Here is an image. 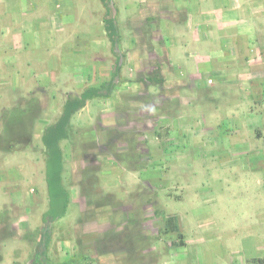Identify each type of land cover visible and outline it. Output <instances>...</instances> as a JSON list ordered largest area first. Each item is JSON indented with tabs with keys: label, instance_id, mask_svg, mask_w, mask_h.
Masks as SVG:
<instances>
[{
	"label": "rangeland",
	"instance_id": "rangeland-1",
	"mask_svg": "<svg viewBox=\"0 0 264 264\" xmlns=\"http://www.w3.org/2000/svg\"><path fill=\"white\" fill-rule=\"evenodd\" d=\"M28 1L47 3L53 36L9 63L18 82L0 77V264H264V172L226 150L202 153L209 143L182 124L193 109L176 117L169 91L142 81L157 62L160 2ZM117 64L111 96L72 116L58 181L44 130L68 98L113 80ZM162 110L173 127L156 124ZM168 216L183 246L163 233Z\"/></svg>",
	"mask_w": 264,
	"mask_h": 264
},
{
	"label": "crops",
	"instance_id": "crops-1",
	"mask_svg": "<svg viewBox=\"0 0 264 264\" xmlns=\"http://www.w3.org/2000/svg\"><path fill=\"white\" fill-rule=\"evenodd\" d=\"M158 1L156 65H161L165 82L152 87L169 91L166 98L175 103L176 117L185 105L193 109L182 124L191 139L209 143L205 150L199 147L202 153L226 156V150L229 157L242 155L236 164L243 170L264 172V0ZM43 4L1 0L3 81H19L11 72L19 52L28 53L29 45L36 51L35 45L53 36ZM18 45L25 46L20 50ZM173 117L163 111L156 124L173 127ZM257 181L263 186L264 178Z\"/></svg>",
	"mask_w": 264,
	"mask_h": 264
},
{
	"label": "trees",
	"instance_id": "trees-1",
	"mask_svg": "<svg viewBox=\"0 0 264 264\" xmlns=\"http://www.w3.org/2000/svg\"><path fill=\"white\" fill-rule=\"evenodd\" d=\"M104 7L106 9L109 8V4L106 2V0H103ZM105 29L109 36V39L113 46H115L118 43V29L117 24L114 18L105 19ZM161 65L157 64L156 68L146 74L145 79H143V83L147 85H162L164 84L165 80L161 73ZM120 65L117 64L114 68L113 72V80L104 83L101 85V87H93L85 90L80 96L78 97H70L67 99V101L64 104L63 111L59 119L49 125L43 133V142L46 146L47 153H48V159H47V168L48 173L52 166H54V160L56 159L59 163L58 166L55 165V171L53 172L56 176L58 181L61 180V173H62V150L60 148V142L63 139L67 138V128L70 124V120L72 116L83 109L86 106L87 101L93 99V98H108L111 96V93L115 87L116 84V78L118 77L120 73ZM145 167H139L136 170L144 169ZM52 170V169H51ZM47 176V180H48ZM50 181V180H49ZM49 188L51 192H53V188L51 186V182H49ZM65 213L63 210L61 215ZM59 215H56V218ZM163 233L169 234L174 233L176 234L177 238L179 239V243H176V247H180L184 245V234L181 231V227L178 222L177 216H168L165 220L164 226H163Z\"/></svg>",
	"mask_w": 264,
	"mask_h": 264
}]
</instances>
